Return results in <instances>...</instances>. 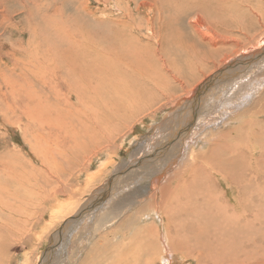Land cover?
<instances>
[{
    "label": "rangeland",
    "instance_id": "rangeland-1",
    "mask_svg": "<svg viewBox=\"0 0 264 264\" xmlns=\"http://www.w3.org/2000/svg\"><path fill=\"white\" fill-rule=\"evenodd\" d=\"M192 1L199 3L198 6H196L198 10L193 8ZM261 4L262 0H0V156L1 158L3 157L2 159L0 158V184L2 180L8 178L5 180L7 182H10V184L7 183V185H9V187L11 186V188L8 189L9 192H11V201L14 202L13 203L9 201L10 199H6L8 200V204L6 203L5 199H2L5 192L0 186V200L2 199L3 202L1 203L4 204H0V224H2V228L0 225V234L4 232L3 234L7 235V237L3 234L0 235V238L4 240L3 242L0 239V245L2 243V245L0 246V252H2L0 253V255L2 254L0 256V263L80 264L81 261L84 260L83 258L87 256L88 251L91 250L90 247L94 248L95 245H97L99 249V251H95V253L99 255L97 259H94L97 264H107V262H109L107 260L114 259L112 253L115 250L116 245H118L120 239H122L124 236H128L129 234H134L138 230L139 226H142L147 222V220L150 221L147 215L151 214L154 209V205L151 202V204L149 205L146 204L147 202H142L141 199L146 198V195H148L145 190L149 189L155 178H157V175L159 173L158 171L162 170L163 174L161 173L160 176H163L162 178L164 179V176H167V174L173 171L174 168L176 169L178 165L174 163H178V160L181 158V156L179 157V155H182L183 147H186L184 151H187V144H183L181 146V143L179 145L177 143H174L177 139V134H175L176 126H165V120H168L169 117L167 119L165 118L168 116V114L171 115L181 109L182 106L187 103V100L189 99L188 95H191V91L193 90V88H196L198 90L196 92V96L198 98H195L193 108H195L197 112L204 111L203 113H205V115L207 114L209 118L213 117L214 121L218 122L222 120L220 119V117L222 118V115L220 113L222 112V109L225 108L223 106L224 104L226 106L225 100L230 97V93L231 96L233 95L230 90L232 91L234 88H230L229 82L223 80L219 76L226 74L228 72L227 66L230 65V63L232 64L233 62L237 61L238 57L244 54L252 53L256 50V48L258 49L259 47L258 46L253 48L252 45L246 46L245 42H240L242 44L239 43V45L237 46H242L243 48L233 52L237 48V46L232 47V43H225L226 38L241 39L244 35L243 33L241 34L239 30L240 24L243 23L244 19L248 17L251 18L253 14L252 12ZM202 7L205 8L202 9ZM195 10L197 13L195 12ZM128 16L131 17L129 18ZM195 17H200L202 23L200 30L203 33H198L196 31L197 25L195 22H197V19L199 18L196 19ZM126 21L128 24L126 23ZM253 21L258 22L255 18L253 19ZM129 23L132 24V26H128L130 25ZM121 27H125L123 31V28L121 29ZM214 28L217 30L216 32H213L215 31ZM209 29H211L212 31ZM251 30L252 32H254L255 30V27L252 29V25ZM223 35H225L226 37H223ZM134 39L137 41H134ZM262 39L264 40L263 34L261 35V40ZM209 40L211 41L209 42ZM216 41L219 43H217ZM202 42H205L207 45ZM222 44H225L229 49ZM143 45H145V48L143 47ZM216 45L218 48L216 47ZM262 45H264V41H262V44L260 46ZM123 46L125 47L123 48ZM134 47L136 49H134ZM139 47H141L142 49ZM204 47L207 49V51ZM214 48H216L217 51L223 50L222 52H226V54H229L230 52L233 53L225 58L226 60L219 62V65H217L216 67L212 68L215 61H213L212 64L209 63L208 66H211L210 69L208 68V70L205 71L204 75L200 74L201 76H199L201 78L198 77L200 78L198 81L193 82L191 79L195 76V73H193L195 65L201 62V56L203 57L205 54L207 56L209 53H212L215 50ZM247 48L250 50L244 51ZM135 50H137V52H135ZM200 50H203V52ZM129 52L130 55L138 53L139 55L141 54L143 56L139 57L140 60H135L136 58L134 59L133 57V65L121 64L119 58L127 57L126 54H129ZM167 53L170 58L166 57ZM175 53L181 54L182 57H174ZM192 53L195 58H192ZM263 55L264 54H262V56ZM183 57L187 59L188 62L192 61V64L189 68H186L185 73L182 74L183 79L179 84L170 82L174 86H176L171 89L170 96H175L180 92H182L183 94L176 97L171 104L163 109H160L154 115H151L150 111H148L147 113L139 116L140 118L133 123L134 125H130L129 122L125 121L122 128H118V130L120 129L119 131L114 128H108L109 131L103 130L101 132V138L100 134L98 133L99 128L93 130L91 129V127H86L85 125H83L82 127L81 125H79L80 121H76V119H84L83 121H85V123L87 122L86 124L89 125L91 122L95 121V119L102 118L103 121H107L105 122V124H108V126L111 127L110 119H113L115 117V114H117V111H115V109L119 106V104L117 103H115L114 105H112V103L115 100H120L119 96H115L113 93V96L111 95V92L113 91V87L111 90V85L114 83V76L112 75V72L114 71V69H116L120 74V83L122 84V86L124 85L123 88L125 89L129 84L128 88L133 90V86L135 85V83L140 82V67H138L139 65H144V63L145 65H160L161 59L177 61L176 63L179 64L183 63ZM259 58L257 59V61L246 64L245 67L242 66L240 68L239 66H237L234 70L229 71L239 74L237 79L240 81H242V79H249L254 77H259L260 80L262 77H264V58ZM126 59L127 62H131L130 58L127 57ZM136 64L138 66H136ZM70 65L72 67L75 66L77 70L69 69ZM86 66L90 68L84 69L83 67ZM100 67H102V69H100ZM96 69L99 72L103 71L102 74L106 72L101 81L100 79L98 80L96 78H93V76L96 74ZM141 69L144 71L146 68L142 67ZM220 69H224L221 74L218 73L211 80H206L210 75H214V73H216ZM82 72H85L86 75L90 73L89 78L85 77L84 79H82ZM232 77L233 76H228V79H231ZM102 81L104 82L102 83ZM191 82H193L194 85L191 91H188L189 84ZM79 83L81 84V86ZM74 88L77 91L83 88L82 101L85 100L83 102H88V104L82 105L75 100L73 93L75 92ZM138 88L141 89L142 92L144 91V89L148 88V86L146 83H144L137 85L136 91L139 90ZM105 90H107L108 92ZM259 91V94L261 95H257L261 97L264 94V86ZM98 97H103L105 100H110V104L107 103L108 106L105 107ZM126 97L121 98L126 99ZM144 97L146 99L141 100V102H145L148 100L146 96ZM95 99L99 101L97 102ZM163 99L164 98L161 99V102L164 101ZM254 99H256V97H254ZM254 99H252L253 101L251 102H254ZM251 102L250 104L252 105ZM68 103H71V105L73 106ZM175 103L177 104L175 105ZM28 104L31 106L28 107ZM36 104L39 106L41 105V107H38ZM179 104L182 105L179 106L180 108H177V105ZM250 104L246 103L245 105L247 106H243L247 107V114H242V110L246 109L243 107L241 108L242 110H236L237 112H241H239L238 114L235 110L232 109V107H230L229 109L226 108L227 110H231L230 114H227V117L224 119L226 121H221L218 126H212L209 130L207 129L206 131H202V133L206 134L207 137H212L211 134L214 132L219 134L223 130L225 132H231V134L233 135V140L231 135H229L230 137L227 138V132H224L225 134L222 132L223 135L221 136V138L216 137L218 138L217 142H223L225 146L224 151L222 152V156L224 155L223 157L229 158L236 157L237 151L239 149H243L244 143L247 145L248 141L252 140L251 136L254 135L257 138V140H255L254 142H257V147L258 149H260L261 153H259L258 156L260 158L258 159L257 157L256 159H254L253 163V166L256 167V169H259V171L257 170L259 179L256 180L257 182L253 183V187L259 192H263L264 194V103L259 107L258 102H256L253 105L255 106L253 108L249 107L251 106ZM32 105H35L36 107ZM256 106L260 108V110L258 109L256 111ZM75 107H77V109ZM26 108H29L27 112ZM31 108L35 109L33 110V113L30 112ZM62 108L65 109L66 112L62 111ZM80 108L85 111H81ZM93 108L95 109V113L93 112ZM248 108L250 109V111H248ZM17 109L19 111L21 109L20 113ZM90 109L93 110L90 111ZM22 110L24 112H22ZM48 112L50 113V117L57 118H55L54 120L50 117L47 118ZM80 112L81 115L79 114ZM16 114H18L19 116ZM4 115L6 116L4 117ZM33 115L35 118L33 117ZM63 115L66 117H64ZM95 115L97 116V118H95ZM38 117L40 118L38 119ZM45 117L47 118L46 120ZM42 118L47 123H42ZM248 118L254 119V122L256 123H251V120H249ZM62 119L66 121H62ZM68 121L72 122L69 123ZM37 122L41 123L40 126L39 123L37 124ZM245 122L246 124L244 125ZM53 123L55 125V128L52 125ZM248 123H250V127L252 128V130H250L248 133L246 132V135L242 130L245 129ZM7 124L9 125L7 126ZM44 124H47V126ZM64 124H67L68 126ZM10 125L12 126L10 127ZM63 125L65 127H68V136H66L63 131ZM241 125L243 126L241 127ZM59 126L61 128H59ZM220 126L221 128L219 129ZM30 127L31 130H28L30 129ZM51 127L52 129H50ZM205 128L207 127H204L203 129ZM55 129L56 131H54ZM218 129L221 131H219ZM126 130L128 132H126ZM115 131L121 133L118 134ZM79 133H81L82 135L78 136ZM255 133L257 134L255 135ZM88 134L91 136H88ZM107 134L109 137L107 136ZM87 136L91 137L90 141H88L89 138ZM25 137L27 139H25ZM234 137H236V139ZM59 140H62V142ZM99 140L100 143H102V145H100L99 147L100 151L96 154H93L92 149L94 145L99 142ZM204 140L203 141L206 143V145H204L205 143L203 141H200L201 144H197V147L205 146L203 151H208L206 154L207 156L210 155L211 157H214L215 154H218L219 150L210 146L207 139ZM45 141L46 144H44ZM89 142L92 143L89 144ZM225 143L227 144V146L225 145ZM176 145L179 146V149ZM39 146L43 147L44 151L42 152L46 153L47 149L46 155H50L48 156L50 159L46 155H43V157L41 158L42 153H38V150L40 148ZM59 146L61 148H57ZM75 147L79 149L76 150L77 148ZM228 147H230V149ZM34 148H36L35 151ZM112 148L115 150H113ZM29 149H31V151H29ZM81 149L83 151H81ZM52 150H56L54 151L55 153ZM179 150H182L181 154ZM51 151L53 153H51ZM233 151L236 152L234 153ZM59 153H62L60 155L62 160H65V158L67 159L65 161H61ZM9 154L13 155L10 156ZM21 154H23V157L21 156ZM51 154H53V156H51ZM65 154H68V156ZM244 155L246 156V160L248 158L251 159L250 153L244 151ZM9 156L12 158H10ZM55 156L57 160L54 158ZM25 157L26 159H24ZM9 158L12 160V162ZM87 158L89 160H87ZM28 159H31L30 161L33 162L32 165H29L31 164V162H29ZM45 159L48 160L46 161ZM246 160L242 162H246ZM26 161L29 162L28 165H24L27 164ZM82 161L84 162L81 163ZM43 162L45 163L44 166ZM65 162L71 165H67ZM106 162L110 165H105ZM11 163L14 165H11ZM49 164L52 166H49ZM72 164L74 167L72 166ZM22 165H24V167ZM62 165L64 167L63 169H60L62 168ZM86 165H88V167H85ZM31 166H33V168ZM48 166L50 171H53V176H51L52 173L49 174L50 171H48V173H43V170ZM69 166L71 167L70 169ZM106 166L108 167L107 169H105ZM76 167H78V169ZM237 169L239 170L238 167H236V170ZM6 170H8V172ZM32 170H34V172ZM5 171L8 175L5 173ZM54 171L56 172L54 173ZM68 171L71 173L69 174ZM14 175L19 177V184L22 183V188L19 189V191L17 188V190L14 188L15 185L18 184H15V181H12V176ZM9 176L11 177L9 178ZM33 176L37 179L36 182ZM55 176L63 180V192L59 191L60 193H54L52 191L53 189L50 190L51 184L52 186L56 184L57 179H54ZM93 176L96 177L94 178ZM184 176H186V174ZM184 176L181 177L183 178ZM44 178L46 179L45 181ZM10 180L12 181V184H14V186L11 185ZM25 182L29 183L25 184ZM218 187L223 189L227 193V197L233 198L232 188L224 186L223 181L219 180ZM42 189L46 191L43 192ZM36 191L39 193H37ZM1 194L3 195L1 196ZM71 195H74L75 197L77 196L75 198V206H72L74 197H72ZM53 197L55 198L53 199ZM19 199H21L22 201ZM25 199L28 201H24ZM39 199H41L40 202H38ZM33 203H35V206H33ZM88 203H90L91 208L83 211L82 214L79 213L78 210L81 206H86L88 208ZM25 204L27 207L25 206ZM9 205H13V207L15 205L16 207H14L15 209H13V207ZM3 206L6 207L4 208ZM31 206L35 208V212H33V208ZM6 208L13 210L8 211ZM36 208L38 209V211ZM26 215L29 216L27 217ZM19 219L21 223L22 220H26L25 223L27 224V228L25 227L24 222L22 224L18 222ZM66 221H68V223H65ZM193 221L195 220H192L191 222ZM259 221L260 223L258 224V227L260 229L257 228L254 233V236L259 235L256 236L259 239L255 240V242H252V240L245 241H249V243L251 242L250 248L261 252L260 256H264V249L258 250L259 247L253 248V245H255L254 243H264V238L263 236H261L263 234L262 227H264V223L262 221H264V219L261 217ZM4 223H6V225ZM3 225L5 228L3 227ZM17 225H19L20 229L22 230H20ZM22 227L25 229H23ZM17 228L20 232H17ZM7 229L8 231L11 230V233H8ZM20 233H23L21 237L22 239L16 237V235ZM9 235L11 236V238L9 237ZM101 237L105 239H102ZM51 238L53 240H50ZM14 240H16L17 242ZM102 242L103 245H101ZM3 257L5 259H3ZM190 260L191 262H189ZM194 262L197 263V260L188 259L184 262V264H195Z\"/></svg>",
    "mask_w": 264,
    "mask_h": 264
},
{
    "label": "bare ground",
    "instance_id": "bare-ground-1",
    "mask_svg": "<svg viewBox=\"0 0 264 264\" xmlns=\"http://www.w3.org/2000/svg\"><path fill=\"white\" fill-rule=\"evenodd\" d=\"M258 1V0H257ZM217 2V1H216ZM191 4V3H190ZM193 8L197 9L198 8L196 6H198L199 3L197 2H193ZM264 0H262V4L258 7H256V9L250 13L252 14V17H248L246 19L243 20V23L240 24V32L241 34L243 33L244 36H242L241 39H228L226 38V42L225 43H232L233 46H237L239 45L240 42H245L246 46L248 45H252V47H258V49L256 48L255 51H253L252 53L249 54H244L240 57H238L237 61L233 62L232 64L230 63V65L227 66L228 68V72L226 74H223L221 76H219L220 78H222L223 80L229 82L230 88L233 87L234 89L230 92L233 93V95L231 96L230 93V97L227 98L226 101V106L224 104L222 109V112L220 113L222 115V118L220 117V119H222L221 121H226L224 120L227 117V114H230L231 110H227L226 108H230L232 107L233 110H239L241 109L246 103L250 104L251 101H253L252 99H254V97H256V99H254V102H251L252 105L249 106L251 108L255 107L253 106L256 102H258V106L260 107V105H262L264 103V94L259 97L257 94L260 93V89L264 86V77H262L259 80V77H254V78H249V79H242V81L238 80L237 77L239 74L237 73H233L230 72L231 70H234L237 66H239L240 68L242 66L245 67L246 64H249L253 61H257V59H261L264 58V55L262 56V54H264V45L260 46L262 44V41H264L263 39L261 40V35H264ZM110 5V4H109ZM136 8V7H135ZM181 8V7H180ZM205 7H202V9ZM188 10V9H185ZM192 10V9H191ZM193 11V10H192ZM204 11V10H203ZM191 12V11H190ZM196 12V10H195ZM205 12V11H204ZM197 13V12H196ZM195 13V15H196ZM199 13V12H198ZM127 15V14H126ZM129 15V14H128ZM200 15V14H198ZM129 17V16H128ZM131 17V16H130ZM129 17V18H130ZM205 17V16H204ZM127 18V17H126ZM196 18V17H195ZM199 18V19H197ZM197 29L196 31L198 33H203L200 30V27L202 26L201 23V19L200 17H197ZM256 19L258 22L253 21V19ZM123 19V18H122ZM193 19V18H192ZM118 20V19H116ZM125 20V18H124ZM123 20V22H124ZM129 20V19H128ZM203 20V19H202ZM135 21V20H134ZM195 21V20H194ZM120 22V21H119ZM122 22V21H121ZM131 22V21H130ZM141 22V21H140ZM242 22V21H241ZM127 23V21H126ZM153 23V22H152ZM120 24V23H119ZM128 24V23H127ZM130 24V23H129ZM165 24V23H164ZM162 24V25H164ZM210 24V23H209ZM208 24V25H209ZM125 25V24H124ZM148 25V24H147ZM191 25V24H190ZM207 25V26H208ZM251 25H252V29L255 27L254 32H252L251 30ZM123 26V25H120ZM127 26V25H126ZM125 26V27H126ZM128 26H132V24L128 25ZM139 26V25H138ZM141 26V25H140ZM171 26V25H170ZM206 26V25H205ZM211 26V25H210ZM119 27V26H117ZM124 27V28H125ZM193 27V26H192ZM209 27V26H208ZM212 27V26H211ZM257 27V28H256ZM123 27H121L122 29ZM124 28L122 29V31L124 30ZM130 28V27H129ZM144 28V27H143ZM137 29V28H136ZM146 29V28H145ZM148 29V28H147ZM164 29V27H163ZM215 29V28H214ZM162 30V29H161ZM166 30V29H165ZM194 30V29H193ZM211 30V29H209ZM213 30V28H212ZM211 30V31H212ZM228 30V29H227ZM121 31V30H120ZM148 31V30H147ZM150 31V30H149ZM195 31V30H194ZM204 31V30H203ZM217 30L215 29L216 32ZM235 31V30H234ZM126 32V31H125ZM137 32V31H136ZM208 32V31H207ZM219 32V31H218ZM217 32V33H218ZM119 33V32H118ZM134 33V32H133ZM193 33V31H192ZM196 33V32H195ZM194 33V34H195ZM206 33V31H205ZM209 33V32H208ZM124 34V33H123ZM182 34V32H181ZM193 34V35H194ZM221 34V33H220ZM219 34V36H220ZM240 34V33H238ZM126 35V33H125ZM124 35V36H125ZM155 35V34H154ZM184 35V34H183ZM200 35V34H199ZM198 35V36H199ZM121 36V35H120ZM123 36V35H122ZM150 36V35H149ZM196 36V35H195ZM225 35H223L224 37ZM128 37V36H127ZM126 37V38H127ZM145 37V36H144ZM152 37V36H151ZM205 37V35H204ZM211 37V36H210ZM216 37V36H214ZM213 37V38H214ZM222 37V36H221ZM226 37V36H225ZM241 37V35H240ZM143 38V36H142ZM153 38V37H152ZM155 38V37H154ZM159 38V37H158ZM196 38V37H195ZM118 39V38H117ZM137 39V38H136ZM201 39V38H200ZM204 39V38H203ZM220 39V38H219ZM129 40V39H128ZM196 40V39H195ZM257 40V42H256ZM122 41V39H121ZM134 41H137L134 39ZM194 41V40H193ZM211 40H209L210 42ZM116 42V41H115ZM125 42V41H124ZM217 42V41H216ZM126 43V42H125ZM179 43V42H178ZM192 43V42H191ZM194 43V42H193ZM205 43V42H202ZM214 43V42H213ZM219 43V42H217ZM143 44V43H141ZM157 44V43H156ZM196 44V43H195ZM230 44V45H232ZM242 44V43H240ZM128 45V44H127ZM132 45V44H131ZM139 45V44H138ZM190 45V44H189ZM197 45V44H196ZM202 45V44H200ZM205 45H207L205 43ZM215 45V44H214ZM225 45V44H222ZM228 45V44H227ZM244 45V44H243ZM126 46V45H125ZM123 46V48L125 47ZM133 46V45H132ZM136 46V45H134ZM145 45H143L144 47ZM147 46V45H146ZM226 46V45H225ZM138 47V46H136ZM182 47V46H181ZM202 47V46H201ZM208 47V46H207ZM215 47V46H214ZM217 47V45H216ZM227 47V46H226ZM141 48V47H139ZM145 48V47H144ZM200 48V46H199ZM205 48V47H204ZM209 48V47H208ZM218 48V47H217ZM228 48V47H227ZM242 46H237V48L233 51H238L239 49H242ZM126 49V48H125ZM129 49V48H127ZM131 49V48H130ZM134 49H136L134 47ZM142 49V48H141ZM140 49V50H141ZM192 49V48H191ZM198 49V48H197ZM206 49V48H205ZM215 50L212 53H207L208 55L206 56V54L202 57H200L201 62L196 64L194 67V71L193 73H195V76L191 79L193 82L198 81L201 77V75L205 73L206 70H208V68L210 69V67L208 66L209 63L212 64L213 61H215L213 67H216L217 65H219L218 63L226 60L225 58H227L231 53L226 54V52H222L223 50H219L217 51L216 48H214ZM220 49V48H219ZM229 49V48H228ZM227 49V50H228ZM133 50V48H132ZM131 50V51H132ZM139 50V51H140ZM184 50V49H183ZM196 50V49H193ZM191 50V51H193ZM226 50V51H227ZM250 49H246L244 51H249ZM128 51V50H127ZM203 52V50H200ZM207 51V49H206ZM216 51V53H215ZM124 52V51H123ZM135 52H137V50H135ZM188 52V51H187ZM186 52V53H187ZM209 52V50H208ZM211 52V50H210ZM166 53V51H165ZM185 53V52H184ZM195 53V52H193ZM193 53L191 54V56L193 55ZM197 53V52H196ZM201 54V53H200ZM165 55V54H164ZM168 55V53H167ZM166 57H169V55ZM202 55V54H201ZM126 56L128 58L131 59V62H127V57H123V58H119V61L121 62V64L123 65H133L132 63V59L134 57L135 60H140L139 57L143 56V55H139L137 54H131L130 52L129 54L127 53ZM162 57V55H161ZM165 57V56H164ZM165 57V58H166ZM174 57H182L181 54L179 53H175ZM170 58V57H169ZM184 58V57H183ZM191 58V57H190ZM189 58V59H190ZM192 58H195L194 55ZM161 59V58H160ZM174 59V58H173ZM182 59V58H181ZM157 60V59H156ZM159 60V59H158ZM183 63H176L177 61H173V60H168V59H161V64L160 65H152V64H147L145 65H137L138 67H140V82L135 83V85L133 86V90L129 89V84L126 86V88L124 89L122 84L120 83V74L117 72L116 69H114V71L112 72V75L114 76V83L111 85V90L113 87V91L111 92L115 95V96H119L120 100H115L112 105H114L115 103L119 104V106L115 109V111H117V114H115V117L113 119H110V126H108V124H105V122L107 121H103L102 118H97V116L95 115V121L93 122H89L90 124L87 125L85 123V121H83L82 119H76V121H80L79 125H81L83 127V125H85L86 127H91V129L96 130L99 128L98 133L100 134V138H101V132L104 130H108V128H114L116 130H118V128H122V126L124 125L125 121L129 122L130 125L133 124L135 121H137L143 114L147 113L148 111H150L151 115H154L155 113H157L160 109L165 108L166 106H168L169 104H171L174 99L180 95H182L183 93L180 92L179 94L175 95V96H170V91L174 86L172 83L170 82H175L177 84L180 83V81L183 79V73H185L186 68H189L190 65L192 64L191 62H188L187 59H182ZM134 61V60H133ZM160 61V60H159ZM135 63V62H134ZM156 63V62H155ZM120 64V65H121ZM143 64V63H142ZM154 64V63H153ZM178 65V66H177ZM223 65V64H222ZM118 66V65H117ZM69 69H76V67H72L71 65L69 66ZM145 67L146 69L143 71L141 68ZM84 69H89L90 67L86 66L83 67ZM68 69V70H69ZM100 69H102V67H100ZM215 69V68H214ZM77 70V69H76ZM120 70V69H119ZM221 71L219 72L220 74L224 71V69H220ZM230 70V71H229ZM237 71V70H235ZM239 71V70H238ZM83 74H81L82 79L89 78L90 73H88L86 75L85 72H82ZM102 72H99L96 69V74L93 76V78L96 79H100V81L102 80V77L106 74V72L104 74H102ZM192 73V74H193ZM143 74V75H142ZM201 74V75H200ZM215 74V73H214ZM218 74V73H217ZM215 74L214 77L217 75ZM248 74V73H247ZM200 75V76H199ZM228 76L231 77L233 76L231 79H228ZM260 76V75H259ZM200 77V78H198ZM198 78V79H197ZM236 78V79H235ZM197 79V80H196ZM218 79V78H217ZM128 81V80H127ZM222 81V80H221ZM78 82V80H77ZM104 81H102L103 83ZM126 82V81H125ZM191 82L189 84V88L188 91H191L194 83ZM202 82V81H201ZM219 82V81H218ZM146 83L148 88L144 89V91L141 92V89L136 91L137 85L140 84H144ZM226 83V82H224ZM65 84V83H64ZM80 84V83H79ZM127 84V83H126ZM206 84V83H205ZM202 85V84H201ZM81 86V84H80ZM141 87V86H140ZM73 89V88H72ZM83 89V88H82ZM82 89L81 90H76L74 88V97L75 100L78 101L79 104L82 105H86L88 104V102L84 103L82 98H83V94H82ZM108 89V88H107ZM14 91V90H13ZM107 91V90H105ZM198 90L196 88H193V90L191 91V95L189 96V99L187 100V103L185 101V105L182 106L181 109H179L177 112L169 115L165 118L167 119L169 117L168 120H165L164 125L165 126H170V125H175L176 126V131L175 134H177V139L175 140L174 143H177L178 145L181 143V146L183 144H187L188 148L187 151L185 152L184 149L186 147H183V153L182 155H179V157L181 156V158L178 160V163H174L177 164L178 166H174L176 167V169L174 168L173 171L171 172H167L165 174H167V176H164V179L160 176L162 173L161 171H158V175L157 178H155L154 182L150 185L149 189H146L145 192L148 193V195H146V198L141 199L142 202H147L146 204H153L154 205V209L151 212V214H148L147 217H149V220H147L146 223H144L142 226L138 227V230L133 234H129L128 236H124L122 239H120V241L118 242V245H116L115 250L113 251L112 255L114 256V259H110L107 260L109 262H107V264H184L185 261H187L188 259H194L197 260V263L195 264H264V256H260L261 252H258L256 250H253L250 248L251 246V242L249 243V241H245V240H252V242H255V240H258L259 238L256 236H254V233L256 231L258 227V224L260 223L259 219L262 217L264 219V194L263 192H259L257 189H255L253 187V183L257 182L256 180L259 179L258 177V172L259 169H256V167L253 166L254 163V159H256L259 156V153H261L260 149H258L257 147V142L255 143L254 141L257 140V138L252 135L251 139L249 140L247 145L244 143V148L243 149H239L236 153V157L234 158H229V157H223L222 156V152L224 151V143L223 142H217L218 138H221V136L223 135V133L225 132L224 130L221 131L219 130L221 128V126L219 127V131H221V135L219 133H212V137L210 136H206V134H203L202 131H206L207 129L209 130L210 127H216L220 124L221 121H214L213 117L209 118V116H207V114L205 115V113H203L201 110V112H197V110L195 108H193L194 105V100L197 97L196 96V92ZM204 91V90H203ZM217 91V90H216ZM108 92V91H107ZM258 92V93H257ZM72 93V94H73ZM195 94V95H194ZM194 95V96H192ZM261 95V94H259ZM100 96V94H99ZM113 96V95H112ZM127 96V97H126ZM144 96H146L148 98L147 101L145 102H141V100L146 99ZM187 96V95H186ZM229 96V95H228ZM109 97V96H108ZM121 97H126V99H122ZM66 98V97H65ZM68 98V97H67ZM71 98V97H70ZM73 98V97H72ZM100 99V101H102L103 105L105 107L108 106V104H110V100L108 99H104L103 97H98ZM128 98V99H127ZM164 98L163 102H161V99ZM193 98V99H192ZM198 98V97H197ZM184 99V98H182ZM205 99V98H204ZM215 99V98H214ZM13 100V99H12ZM19 100V99H18ZM70 100V99H69ZM96 100V99H95ZM108 100V101H107ZM20 101V100H19ZM97 101V100H96ZM99 101V100H98ZM97 101V102H98ZM36 102V101H35ZM33 102V103H35ZM68 102V101H67ZM124 102V103H122ZM184 102V100H183ZM182 102V104H183ZM32 103V104H33ZM43 103V102H42ZM41 103V104H42ZM46 103V102H45ZM64 103V102H63ZM93 103V102H92ZM108 103V104H107ZM122 103V104H121ZM178 103V101H177ZM175 103V105L177 104ZM12 104V103H11ZM71 105V103H68ZM107 104V105H106ZM179 104L177 105V108H180L179 106L182 105ZM20 105V102H19ZM22 105V102H21ZM37 105V104H36ZM54 105V104H53ZM67 105V103H66ZM91 105V104H89ZM88 105V106H89ZM111 105V106H112ZM202 105V104H201ZM200 105V106H201ZM216 105V104H215ZM9 106V105H8ZM31 105L28 104V107H30ZM35 106V105H32ZM38 107H41V105H37ZM44 106V105H42ZM55 106V105H54ZM73 106V105H71ZM76 106V105H75ZM93 106V105H91ZM90 106V108H91ZM247 106V105H245ZM36 107V106H35ZM34 107V108H35ZM82 107V106H81ZM95 107V104H94ZM208 107V106H207ZM257 107V106H256ZM30 109L33 113V110L35 109ZM44 108V107H43ZM41 108V109H43ZM53 108V107H52ZM56 108V107H55ZM77 109V107H75ZM113 108V107H112ZM246 108L245 110H242L243 113L242 114H247V107H243ZM22 109V108H21ZM20 109V111H21ZM27 109V108H26ZM25 109V110H26ZM29 109V108H28ZM28 109L26 110V112L28 111ZM46 109V108H45ZM84 109V108H83ZM89 109V108H87ZM86 109V110H87ZM94 109V108H93ZM93 109H90V111H92ZM249 109V108H248ZM256 109V108H255ZM260 110V108L257 107V110ZM18 110V109H17ZM67 110V109H66ZM81 111H85L82 110L80 108ZM12 111V110H11ZM19 111V110H18ZM19 111V113H20ZM48 111V110H46ZM54 111V110H53ZM52 111V112H53ZM62 111H65V109L62 108ZM72 111V109H71ZM89 111V112H90ZM234 111V112H235ZM250 111V109L248 110ZM1 112V111H0ZM10 112V111H8ZM7 112V113H8ZM22 112H24L22 110ZM38 112V111H36ZM51 112V113H52ZM66 112V111H65ZM95 113V109L93 111ZM92 112V113H93ZM197 114H196V113ZM233 112V111H232ZM237 112V111H236ZM240 112V111H239ZM237 112V114L239 113ZM260 112V111H259ZM262 112V111H261ZM13 113V112H12ZM35 113V111H34ZM61 113V112H60ZM68 113V111H67ZM241 113V112H240ZM253 113H257V112H253ZM11 114V113H10ZM9 114V115H10ZM22 114V113H21ZM27 114V113H26ZM37 114V113H36ZM42 114V113H41ZM39 114V115H41ZM45 114V113H43ZM81 115V112L79 113ZM78 114V115H79ZM196 114V115H194ZM225 114V115H223ZM241 114V115H242ZM250 114V113H249ZM252 114V113H251ZM264 114V113H263ZM8 115V116H9ZM18 115V114H16ZM32 115V114H31ZM35 115V114H34ZM33 115V117H34ZM79 115V116H80ZM89 115V114H88ZM262 115V114H261ZM6 115H4L5 117ZM19 116V115H18ZM59 116V115H58ZM64 116V115H63ZM84 116V115H83ZM86 116V115H85ZM91 116V115H90ZM89 116V118H90ZM94 116V115H93ZM250 116V115H249ZM257 116V115H256ZM259 116V114H258ZM257 116V117H258ZM11 117V116H10ZM9 117V118H10ZM13 117V115H12ZM41 117V116H40ZM38 117V119L40 118ZM43 117V116H42ZM50 117V113L48 112L47 118ZM66 117V116H64ZM92 117V116H91ZM234 117V116H233ZM7 118V117H6ZM8 118V120H9ZM35 118V117H34ZM37 118V116H36ZM45 117V120L47 119ZM53 118V117H50ZM57 118V117H55ZM53 118V120L55 119ZM78 118V117H77ZM262 118V117H261ZM260 118V119H261ZM11 119V118H10ZM13 119V118H12ZM26 119V118H25ZM65 119V118H64ZM62 119V121H66ZM88 119V118H87ZM175 119V120H174ZM228 119V118H227ZM239 119V118H238ZM249 119V118H248ZM259 119V120H260ZM43 120V118H42ZM52 120V119H51ZM75 120V119H74ZM213 120V121H212ZM237 120V119H236ZM240 120V119H239ZM251 120V123H256L254 122V119H249ZM257 120V119H256ZM35 121V119H34ZM61 121V122H62ZM75 121V122H76ZM229 121V120H228ZM40 122V121H39ZM37 122V124L39 123ZM46 121H42V123H44ZM69 122V121H68ZM72 122V121H71ZM69 122V123H71ZM232 122V121H231ZM238 122V121H237ZM236 122V123H237ZM242 122V121H240ZM248 122V121H247ZM261 122V121H260ZM264 122V121H263ZM10 123V121H9ZM35 123V122H34ZM47 123V122H46ZM59 123V122H58ZM68 123V124H69ZM225 123V122H224ZM223 123V124H224ZM25 124V123H24ZM41 123H39L40 126ZM49 124V123H48ZM75 124V123H74ZM206 124V126H205ZM246 124V122L244 123V125ZM260 124V123H257ZM9 124H7L8 126ZM47 126V124H44ZM55 128L54 123L52 124ZM67 125V124H64ZM63 125V131L66 134V136H68V130H67V126L65 127ZM134 125V124H133ZM203 125V126H202ZM209 127H208V126ZM231 125V124H229ZM233 125V123H232ZM237 125V124H236ZM235 125V126H236ZM255 125V124H254ZM264 125V123H263ZM12 125H10L11 127ZM23 126V125H22ZM34 126V125H33ZM38 126V125H37ZM45 126V127H46ZM51 126V125H49ZM243 125H241L242 127ZM29 127V125H28ZM80 127V126H79ZM172 127V126H170ZM169 127V128H170ZM204 127H207L205 129H203ZM228 127V126H227ZM255 127V126H254ZM14 128V127H13ZM22 128V127H21ZM34 128V127H33ZM59 128H61L59 126ZM58 128V129H59ZM70 128V126H69ZM74 128V127H73ZM168 128V129H169ZM236 128V127H235ZM5 129V128H4ZM19 129V128H17ZM36 129V128H35ZM52 129V127L50 128ZM83 129V128H82ZM203 129V130H202ZM229 129V128H228ZM227 129V130H228ZM233 129V128H232ZM31 130V127L30 129ZM42 130V129H40ZM39 130V132H40ZM80 130V129H78ZM120 130V129H119ZM118 130V131H119ZM238 130V129H237ZM235 130V131H237ZM241 130V129H239ZM252 130V128L250 127V123H248L245 127L244 131L245 134L247 135V133ZM6 131V130H5ZM56 131V129L54 130ZM62 131V133H63ZM70 131V129H69ZM88 131V130H87ZM109 131V130H108ZM112 131V130H111ZM114 131V130H113ZM170 131V130H169ZM216 131V129H215ZM260 131V128H259ZM13 132V131H12ZM19 132V131H18ZM21 132V131H20ZM23 132V131H22ZM33 132V131H32ZM117 132V131H115ZM126 132H128L126 130ZM131 132V131H129ZM227 132V131H226ZM225 132V133H226ZM234 132V131H233ZM247 132V133H246ZM262 132V130H261ZM30 133V132H29ZM35 133V132H34ZM38 133V132H37ZM49 133V132H48ZM105 133V132H103ZM118 134H120L121 132H117ZM125 133V132H124ZM201 133V134H200ZM224 133V134H225ZM25 134V133H23ZM76 134V133H73ZM83 134V132H82ZM81 133H79L78 136L82 135ZM114 134V133H113ZM117 134V135H118ZM174 134V133H173ZM238 134V133H237ZM257 133H255L256 135ZM54 135V134H52ZM70 135V134H69ZM86 135V134H84ZM200 135V136H199ZM203 135V136H201ZM229 135L232 136V140H233V135L231 134V132H227L226 136L227 138L230 137ZM260 135V133H259ZM22 136V135H21ZM73 136V135H71ZM70 136V139H71ZM77 136V137H78ZM88 136H91L88 134ZM87 136V137H88ZM95 136V135H94ZM108 136V134H107ZM113 136V135H111ZM148 136V135H147ZM206 136V137H205ZM215 136V137H214ZM225 136V138H226ZM36 137V135H35ZM51 137V136H50ZM86 137V136H85ZM84 137V138H85ZM109 137V136H108ZM168 137V136H167ZM218 137V138H216ZM245 137V136H244ZM83 138V141H84ZM88 141H90L91 137H88ZM93 138V137H92ZM111 138V137H110ZM118 138V137H117ZM236 139V137H234ZM250 138V137H249ZM25 139H27L25 137ZM24 139V140H25ZM33 139V138H32ZM50 139V138H49ZM64 139V138H63ZM68 139V138H67ZM69 139V140H70ZM74 139V138H73ZM76 139V138H75ZM116 139V138H115ZM145 139V138H144ZM204 139H207L209 142V145L217 148L218 154H215L214 157H211L210 155L207 156V152L203 151L204 147L203 146H198L197 144H201L200 141H203ZM238 139V137H237ZM241 139V138H240ZM247 139V138H246ZM38 140V139H37ZM58 140V138H57ZM102 140V139H100ZM99 142L96 143V145H94L93 149H92V153L96 154L100 151L99 147L100 145H102V143ZM113 140V139H112ZM160 140V139H159ZM221 140V139H220ZM223 140V139H222ZM228 140V139H227ZM242 140V139H241ZM33 141V140H31ZM62 142V140H59ZM82 141V140H81ZM79 141V142H81ZM95 141V140H94ZM92 141V142H94ZM111 141V140H110ZM205 141V140H204ZM203 141V142H204ZM43 142V141H42ZM55 142V141H54ZM77 142V141H76ZM92 142H89V144H91ZM202 142V143H203ZM207 142V141H206ZM231 142V141H229ZM49 143V142H48ZM47 143V144H48ZM66 143V142H65ZM64 143V144H65ZM69 143V141H68ZM75 143V142H74ZM83 143V142H82ZM85 143V142H84ZM104 143V142H103ZM158 143V142H157ZM165 143V142H164ZM205 143V142H204ZM227 143V142H226ZM225 143V145L227 146V144ZM46 144V141L45 143ZM54 144V143H53ZM57 144V143H56ZM77 144V143H76ZM79 144V143H78ZM50 145V144H49ZM59 145V144H58ZM57 145V146H58ZM74 145V144H73ZM81 145V144H80ZM176 145L179 149V146ZM196 145V147H195ZM203 145V144H202ZM206 145V143L204 144ZM229 145V144H228ZM259 145V144H258ZM264 145V144H263ZM47 146V145H46ZM61 146V145H60ZM57 147V148H61V147ZM82 146V145H81ZM235 146V145H234ZM243 146V145H242ZM261 146V145H260ZM38 147V145H37ZM40 147V146H39ZM54 147V146H53ZM56 147V146H55ZM72 147V146H71ZM79 147V146H77ZM75 147V148H77ZM84 147V146H83ZM112 147V146H110ZM240 147V145H239ZM66 148V147H65ZM69 148V147H68ZM207 148V147H206ZM227 148V147H226ZM230 149V147H228ZM235 148V147H234ZM233 148V149H234ZM5 149V148H4ZM22 149V148H21ZM32 149V148H31ZM31 149H29V151H31ZM36 148H34L35 151ZM46 149V148H45ZM52 149V148H51ZM79 148H77L76 150H78ZM113 149V148H112ZM170 149V148H169ZM232 149V150H233ZM236 149V148H235ZM33 150V149H32ZM59 150V149H58ZM57 150V151H58ZM73 150V149H71ZM70 150V151H71ZM115 150V149H113ZM149 150V149H148ZM159 150V149H158ZM206 150V149H205ZM44 151L43 147H40L38 150V153L41 154L43 157V155H46L47 153V149H46V153L42 152ZM53 151V150H52ZM51 151V153L53 152ZM69 151V152H70ZM81 151H83L81 149ZM86 151V150H85ZM174 151V150H173ZM180 154L182 150H179ZM244 151L248 152L251 154V159H247L246 160V156L244 155ZM23 152V151H22ZM41 152V153H40ZM59 152V151H58ZM68 152V153H69ZM78 152V151H77ZM115 152V151H114ZM211 152V151H210ZM234 152V151H233ZM236 152V151H235ZM234 152V153H235ZM7 153V152H6ZM32 153V152H31ZM37 153V152H34ZM55 153V152H54ZM38 154V155H39ZM50 154V153H49ZM62 154V153H61ZM59 153V156L61 155ZM64 154V153H63ZM10 155V154H9ZM13 155V154H12ZM10 155V156H12ZM23 154H21L22 156ZM37 155V154H36ZM68 156V154H65ZM80 155V154H79ZM91 155V154H90ZM89 155V156H90ZM212 155V154H211ZM9 156V157H10ZM33 156V154H32ZM47 157L50 155H46ZM51 156H53V154H51ZM83 156V154H82ZM261 156V155H260ZM23 157V156H22ZM39 157V156H37ZM58 157V156H57ZM86 157V156H85ZM108 157V156H107ZM111 157V156H110ZM109 157V158H110ZM1 158V156H0ZM3 158V157H2ZM1 158V159H2ZM12 158V157H10ZM9 158V159H10ZM33 158V157H32ZM49 158V157H48ZM52 158V157H51ZM56 159V156L54 157ZM61 158V156H60ZM260 157H258L259 159ZM0 159V161H1ZM23 159V158H21ZM26 159V157L24 158ZM50 159V158H49ZM59 159V158H58ZM67 158H65L66 160ZM90 159V157H89ZM87 158V160H89ZM178 159V158H177ZM257 159V160H258ZM5 160V159H4ZM11 160V159H10ZM9 160V161H10ZM29 160V159H28ZM31 160V159H30ZM32 165V161H30ZM46 160V159H45ZM48 160V159H47ZM46 160V161H47ZM53 160V159H51ZM57 160V159H56ZM62 160L61 161H65ZM69 160V159H68ZM109 160V159H108ZM246 162H242L245 161ZM256 160V161H257ZM25 161V160H24ZM37 161V160H36ZM59 161V160H58ZM60 161V162H61ZM76 161V160H75ZM80 161V160H79ZM105 161V160H104ZM107 161V160H106ZM113 161V159H112ZM149 161V160H148ZM255 161V162H256ZM12 162V160H11ZM26 161L27 164L24 165H28V163ZM84 161H82L81 163H83ZM116 162V161H115ZM261 162V161H260ZM67 165H71L68 164L67 162H65ZM86 163V162H85ZM103 163V162H102ZM111 163V162H110ZM262 163V162H261ZM9 164V163H8ZM44 162H43V166H44ZM55 164V163H54ZM53 164V165H54ZM76 164V163H75ZM101 164V163H100ZM2 165V164H1ZM11 165H14L11 163ZM10 165V166H11ZM24 165H22L24 167ZM48 165V164H47ZM64 165V163H63ZM60 169H63V166ZM65 165V166H67ZM83 165V164H82ZM105 165H110L106 162ZM169 165V164H168ZM256 165V164H255ZM3 166V165H2ZM9 166V165H8ZM49 166H52L49 164ZM49 166L47 167L49 169ZM60 166V165H58ZM73 166V164H72ZM106 166L105 169H107L108 167ZM165 166V165H164ZM7 167V165H6ZM5 167V168H6ZM27 167V166H26ZM33 168V166H31ZM30 167V168H31ZM57 167V166H56ZM74 167V166H73ZM84 167V166H83ZM85 167H88V165H86ZM100 167V166H99ZM104 167V166H102ZM101 167V168H102ZM236 167L239 168V170H236ZM258 167V166H257ZM4 168V167H3ZM31 168V169H32ZM47 168H45L43 170V173H48V171H50V169L48 170ZM71 167L69 166V169ZM78 169V167H76ZM162 168V167H160ZM7 169V168H6ZM10 169V168H8ZM14 169V168H13ZM65 169V168H64ZM68 169V170H69ZM83 169V168H82ZM99 169V168H98ZM164 169V168H163ZM27 170V169H25ZM29 170V169H28ZM53 170V169H52ZM73 170V169H72ZM154 170V168H153ZM160 170V169H159ZM176 170V171H175ZM4 171V170H3ZM8 172V170H6ZM5 171V173H6ZM34 172V170H32ZM31 171V172H32ZM42 171V170H41ZM57 171V169H56ZM54 171V173L56 172ZM59 171V170H58ZM66 171V170H64ZM76 171V170H75ZM2 172V170H1ZM20 172V171H19ZM28 172V171H27ZM38 172V171H37ZM53 172V171H52ZM51 171L49 172L52 173ZM60 172V171H59ZM69 172V171H68ZM14 173V172H13ZM67 173V172H66ZM71 172H69L70 174ZM2 174V173H1ZM7 174V173H6ZM20 174V173H19ZM27 174V173H26ZM60 174V173H58ZM65 174V173H64ZM93 174V173H92ZM96 174V173H95ZM103 174V173H102ZM163 174V173H162ZM186 174V176H184ZM8 175V174H7ZM10 175V174H9ZM39 175V174H38ZM47 175V174H46ZM45 175V176H46ZM156 175V174H155ZM32 176V173H31ZM49 176V175H48ZM53 176V173L52 175ZM63 176V174H62ZM97 176V175H96ZM95 176V177H96ZM181 176H184L183 178ZM11 176H9L10 178ZM60 177V176H59ZM67 177V176H66ZM94 177V176H93ZM94 177V178H95ZM103 177V176H102ZM154 177V176H153ZM34 178V176H33ZM47 178V177H46ZM152 178V177H151ZM8 179V178H5ZM2 180L0 186L3 188L2 192L4 193V197H2V199L6 200V199H10L9 201H11V192H9L8 188H11V186L9 187L8 184H10V182H7L6 180ZM12 181H15V189L17 188L18 191L19 189L22 188V183L19 184V177L17 176H12ZM35 182H36V178ZM42 179V178H41ZM49 179V177H48ZM47 179V180H48ZM54 179L56 180V184L52 186L51 184V189H53L52 191L55 192H63V180L59 179L58 177L55 176ZM31 180V179H30ZM39 180V179H38ZM46 179L44 178V181ZM219 180L224 182V186L226 187H231L233 190L232 196L233 198H229L227 197V193L218 187V182ZM11 181V180H10ZM11 181V185L14 186V184H12ZM26 181V180H25ZM27 182V181H26ZM25 184H28L26 183ZM53 182V181H52ZM51 182V183H52ZM55 182V180H54ZM67 182V181H66ZM49 183V182H48ZM110 183V182H109ZM34 184V183H33ZM40 184V183H39ZM43 184V183H42ZM68 184V183H67ZM105 184V183H104ZM112 184V183H111ZM31 185V184H30ZM35 185V184H34ZM109 185V184H108ZM48 186V185H46ZM45 186V187H46ZM259 186V185H258ZM26 188V187H25ZM42 188V187H41ZM224 188V187H223ZM16 189V190H17ZM37 189V188H36ZM44 189V187H43ZM42 189V190H43ZM260 189V188H259ZM2 190V189H1ZM26 190V189H24ZM33 190V189H32ZM39 190V188H38ZM105 190V189H104ZM111 190V189H110ZM264 190V188H263ZM262 190V191H263ZM17 191V192H18ZM23 191V190H21ZM46 190H43V192ZM71 191V190H70ZM231 191V190H230ZM16 192V193H17ZM29 192V191H27ZM25 192V193H27ZM34 192V191H33ZM37 192V191H36ZM59 192V193H60ZM19 193V192H18ZM39 193V192H37ZM48 193V192H47ZM50 193V192H49ZM72 193V192H71ZM105 193V192H104ZM145 193V194H146ZM23 194V193H22ZM34 194V193H33ZM74 194V193H73ZM3 194H1L2 196ZM35 195V194H34ZM37 195V194H36ZM40 195V194H39ZM43 195V194H42ZM41 195V196H42ZM46 195V193H45ZM52 195V194H51ZM50 195V196H51ZM140 195V194H139ZM143 195V194H142ZM24 196V195H21ZM49 196V194H48ZM72 197H74V202L72 204V206H75L76 203V197L74 195H71ZM17 197V195H16ZM15 197V198H16ZM28 197V196H27ZM45 197V196H44ZM57 197V196H56ZM154 197V198H153ZM158 197V200H157ZM14 198V199H15ZM19 198V196H18ZM23 198V197H21ZM31 198V197H30ZM29 198V199H30ZM33 198V197H32ZM37 198V197H35ZM39 198V197H38ZM55 197H53L54 199ZM80 198V197H79ZM139 198V197H138ZM0 200V204H2L1 202H3V200ZM42 199V198H41ZM38 200V202H40V200ZM45 199V198H44ZM59 199V198H58ZM103 199V198H102ZM233 199V200H232ZM21 200V199H19ZM35 200V199H34ZM57 200V199H56ZM78 200V199H77ZM8 200H6V203ZM15 201V200H14ZM17 201V200H16ZM22 201V200H21ZM24 201H28V200H24ZM30 201V200H29ZM91 201V200H90ZM13 202V201H11ZM19 202V201H18ZM37 202V201H35ZM42 202V201H41ZM136 202V201H135ZM134 202V203H135ZM151 202V203H150ZM14 203V202H13ZM21 203V202H20ZM26 203V202H25ZM32 203V202H31ZM44 203V202H43ZM99 203V202H98ZM137 203V202H136ZM9 204V203H8ZM17 204V203H16ZM35 203H33V206ZM42 204V203H41ZM21 205V204H20ZM38 205V204H37ZM63 205V204H62ZM135 205V204H134ZM12 206L13 205H9ZM8 206V207H9ZM22 206V205H21ZM26 206V204H25ZM42 206V205H41ZM95 206V205H93ZM4 208L6 206H3ZM11 207V208H12ZM14 207H16L14 205ZM13 207V209H15ZM27 207V206H26ZM32 207V206H31ZM40 207V205H39ZM112 207V206H111ZM114 207V206H113ZM24 208V207H23ZM29 208V207H28ZM33 208V207H32ZM86 206H81L80 209L78 210L79 213H83V211L88 210L89 208H91L90 203H88V208L86 209ZM96 208V207H95ZM98 208V207H97ZM116 208V207H115ZM150 208V207H149ZM7 209V208H6ZM12 209V210H13ZM21 209V208H20ZM26 209V208H25ZM35 208H33V212ZM37 209V208H36ZM8 211L11 209H7ZM11 210V211H12ZM28 210V209H27ZM106 210V209H105ZM38 211V209H37ZM115 211V210H114ZM16 212V211H15ZM25 212V211H24ZM32 212V211H31ZM55 212V211H54ZM139 212V211H138ZM19 213V212H17ZM21 213V212H20ZM26 213V212H25ZM38 213V212H37ZM41 213V211H40ZM100 213V212H99ZM23 214V213H22ZM34 214V213H33ZM53 214V212H52ZM104 214V213H103ZM25 215V214H24ZM9 216V215H6ZM11 216V215H10ZM27 216V215H26ZM29 216V215H28ZM27 216V217H28ZM35 216V215H34ZM39 216V215H38ZM12 217V216H11ZM14 217V216H13ZM31 217V216H30ZM141 217V216H140ZM15 218V217H14ZM13 218V219H14ZM20 218V217H17ZM25 218V217H24ZM33 218V217H32ZM31 218V219H32ZM100 218V217H99ZM11 219V218H10ZM16 219V218H15ZM23 219V218H22ZM38 219V218H37ZM126 219V218H125ZM142 219V218H141ZM12 220V219H11ZM67 220V219H66ZM192 220H195L193 222H191ZM2 221V220H1ZM9 221V219H8ZM26 221V220H25ZM25 221L22 220V223L24 222V225L26 227V223ZM145 221V220H144ZM4 222V221H3ZM11 222V221H10ZM17 222V221H16ZM20 222V219L19 221ZM264 223V221H262ZM7 223V222H6ZM6 223H4L6 225ZM14 223V222H13ZM21 223V222H20ZM21 223V224H22ZM33 223V222H32ZM65 223H68V221H66ZM9 224V223H8ZM7 224V227H8ZM17 224V223H16ZM1 228H2V224ZM20 225V224H19ZM19 225H17V227H19ZM30 225V224H29ZM263 225V224H262ZM4 227V225H3ZM68 227V225H67ZM5 228V227H4ZM23 228V227H22ZM27 228V227H26ZM30 228V227H29ZM20 229V227H19ZM19 229L17 228V232H20ZM25 229V228H23ZM260 229V228H259ZM12 230V228H11ZM11 230L7 232L11 233ZM16 230V229H15ZM22 230V229H20ZM263 230V234L261 236H263L264 238V227H262ZM6 231V230H5ZM261 231V230H260ZM2 232V231H1ZM25 232V230H24ZM258 232V231H257ZM4 233V232H3ZM3 233H1L0 235H2ZM15 233V232H14ZM27 233V232H26ZM109 234V233H108ZM121 234V233H120ZM124 234V232H123ZM127 234V233H126ZM7 237L6 234H3ZM13 235V234H12ZM23 235V233H20L18 235H16V237L21 238ZM28 235V234H27ZM14 236V235H13ZM12 236V238H13ZM61 236V235H60ZM9 237L11 238V236L9 235ZM8 237V238H9ZM27 237V236H25ZM24 237V238H25ZM57 237V236H55ZM106 237V236H105ZM7 238V239H8ZM9 238V239H10ZM30 238V237H29ZM100 238V237H99ZM102 239H105L103 237H101ZM256 238V239H255ZM1 239V238H0ZM17 239V238H16ZM22 239V238H21ZM262 239V238H261ZM260 239V240H261ZM2 240V239H1ZM41 240V239H40ZM50 240H53L52 238ZM259 240V241H260ZM4 242V240H2ZM6 241V240H5ZM9 241V240H8ZM13 241V240H12ZM16 241V240H14ZM20 241V240H19ZM11 242V240H10ZM17 242V241H16ZM53 242V241H51ZM105 242V241H104ZM108 242V241H107ZM67 243V242H66ZM100 243V242H99ZM98 243V244H99ZM106 243V242H105ZM104 243V244H105ZM7 244V242H6ZM13 244V243H12ZM107 244V243H106ZM253 244V243H252ZM255 245H253V248L256 247L260 250V249H264V243L259 244V243H254ZM2 245V243H1ZM0 245V246H1ZM67 245V244H66ZM101 245H103V242L101 243ZM7 246V245H6ZM10 246V245H9ZM249 247V248H248ZM3 249V248H2ZM91 250L88 251L87 256H85L83 259V261H81L80 264H95V260L98 258V254L95 253V251H99L97 245L93 247H90ZM264 252V250H263ZM2 253V252H0ZM101 254V253H100ZM2 255V254H1ZM0 255V256H1ZM6 256V255H5ZM4 256V257H5ZM260 256V257H259ZM3 257V259H5ZM7 257V256H6ZM1 258V257H0ZM144 258V259H143ZM82 260V259H81ZM1 261V260H0ZM5 262V261H4ZM99 262V261H98ZM191 262V260L189 261ZM3 262H1L0 264H2ZM97 264V263H96ZM99 264V263H98ZM186 264V263H185ZM188 264V263H187Z\"/></svg>",
    "mask_w": 264,
    "mask_h": 264
},
{
    "label": "water",
    "instance_id": "water-1",
    "mask_svg": "<svg viewBox=\"0 0 264 264\" xmlns=\"http://www.w3.org/2000/svg\"><path fill=\"white\" fill-rule=\"evenodd\" d=\"M221 70H219V71H217L215 74H217V73H219ZM214 74V75H215ZM214 75L212 74V75H210L206 80H211L213 77H214Z\"/></svg>",
    "mask_w": 264,
    "mask_h": 264
}]
</instances>
